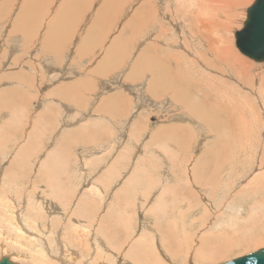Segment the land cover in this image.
Wrapping results in <instances>:
<instances>
[{"label": "rangeland", "instance_id": "obj_1", "mask_svg": "<svg viewBox=\"0 0 264 264\" xmlns=\"http://www.w3.org/2000/svg\"><path fill=\"white\" fill-rule=\"evenodd\" d=\"M192 1L127 0L128 40L82 57L59 56L62 0H0V258L223 264L264 248V63L233 36L254 0H206L211 16ZM64 2L71 23L79 2ZM109 2L107 15L124 6ZM82 73L96 90L59 106V85ZM5 206L37 235L14 236Z\"/></svg>", "mask_w": 264, "mask_h": 264}, {"label": "crops", "instance_id": "obj_2", "mask_svg": "<svg viewBox=\"0 0 264 264\" xmlns=\"http://www.w3.org/2000/svg\"><path fill=\"white\" fill-rule=\"evenodd\" d=\"M28 1V0H27ZM65 0H62L61 3H59V56H91L90 52L96 49V45L98 47L102 46L101 50L98 52L97 56H110L108 52L104 53V48L106 46L109 47L110 43L116 44L120 39L123 37H127L128 40V20H127V15H125V9L127 7V0H120L124 4V6L119 7V11L112 14V15H107V13H110V2L107 3V0H77L79 4L76 6L74 5L73 7H78L74 8L75 10H72L71 16L73 18V22L68 23V22H63L62 19L66 18L68 14L63 15L64 9L67 8V4H64ZM93 1L95 4V1H99L98 6L95 7V10H92L94 8L93 6ZM119 2V3H120ZM69 3V2H66ZM119 3L113 7L115 9L118 8ZM105 9V14L104 15L102 12ZM89 11L92 13L97 12L96 14H93L90 16L88 19V23H85L82 25L83 21L88 17ZM21 13V11H19ZM25 12H23L24 14ZM65 16V17H63ZM76 19H78L76 21ZM82 25V29L80 30V27ZM119 28V32L115 33V31ZM63 29V30H60ZM37 30H34V32ZM46 36V34H45ZM114 37H118L117 39L114 40ZM107 38V40H106ZM114 40V41H113ZM30 45L31 48L34 46L33 42L30 41L27 44H25V52H27L26 46ZM93 45V46H90ZM19 46V45H18ZM30 48V49H31ZM43 51L47 50L48 46L46 42H43L42 45ZM34 49V48H33ZM33 49L29 52L32 53ZM98 49V48H97ZM16 50V47H15ZM19 51H16V54H18ZM16 56V55H14ZM123 56H127V46L123 51ZM107 58L102 57L99 61H96L95 64L90 65L89 68L95 67L94 72L96 73V70L98 68H103L106 65ZM91 62V61H90ZM90 64V63H89ZM75 67H79V62L75 64ZM147 69L148 63H147ZM103 72L105 71H110L109 68H105L102 70ZM106 73V72H105ZM94 79V81H92ZM96 76L89 75L85 73L80 74L78 77L74 76L71 78V80H67L65 85H59V106L61 104L64 105V103H67L66 105L68 107H73L74 105L71 103H68L67 101L74 102L76 96L74 94V89L79 88V86H82L84 83H90L92 86L86 87L88 90H83L85 87H83L82 92H94L96 90ZM109 92H116V91H109ZM86 95V94H85ZM109 97V101H117L120 103V98L121 96L116 95V94H111ZM102 107V106H98ZM101 112L99 111H94V114H98V119L100 121H105L106 116V111H104V108H101ZM103 117L101 119L100 117ZM111 116V115H110ZM109 116V117H110ZM134 125V124H133ZM136 125L132 126V128H135ZM134 175L133 177H135ZM165 176H167L165 174ZM160 182L163 183L164 185H168V183L171 181L170 177H166V179H162L160 176ZM168 179V180H167ZM101 183H94L91 189L94 188H99L100 190H105L108 188H111L109 185L105 184L104 188H102ZM126 188H130V186H127ZM134 188V187H131ZM104 194V191H103ZM107 194L105 197L107 198ZM122 195V193H121Z\"/></svg>", "mask_w": 264, "mask_h": 264}, {"label": "water", "instance_id": "obj_3", "mask_svg": "<svg viewBox=\"0 0 264 264\" xmlns=\"http://www.w3.org/2000/svg\"><path fill=\"white\" fill-rule=\"evenodd\" d=\"M233 36L242 56L256 64L264 62V0H254L246 9L242 27ZM0 264L16 263L6 256L0 258ZM223 264H264V248Z\"/></svg>", "mask_w": 264, "mask_h": 264}, {"label": "bare ground", "instance_id": "obj_4", "mask_svg": "<svg viewBox=\"0 0 264 264\" xmlns=\"http://www.w3.org/2000/svg\"><path fill=\"white\" fill-rule=\"evenodd\" d=\"M190 1H192V0H190ZM192 2H194V1H192ZM201 2L202 3H204V5L206 6V7H204L203 8V10H204V14H205V12L207 13V14H209V16H211V14H212V12L214 11V13H216L217 11L216 10H212V8H211V5H209L207 2H206V0H201ZM71 3V2H70ZM26 6V5H25ZM190 6H191V4H190ZM23 9H26V7H24ZM27 10H25V12H26ZM212 11V12H211ZM31 12V11H30ZM27 13H28V11H27ZM30 14V13H29ZM206 15V14H205ZM202 16V15H201ZM200 16V17H201ZM199 18V17H198ZM24 21V20H23ZM199 23V22H198ZM202 23H203V21H202ZM211 25H213V23H211ZM201 26V25H200ZM204 26H205V23H204ZM206 28V27H205ZM212 42V41H211ZM213 43V45H215L214 47V49H213V47L211 46V50H212V55L213 56H236V55H234V54H232L231 53V51H228V50H230V49H228V50H226V51H223L219 46H218V44H217V42L215 41V42H212ZM223 60H220V63L222 62ZM234 61H235V63H239L238 61H240V62H242L243 63V59H239V58H237V57H234ZM264 63V62H263ZM221 64H224V63H221ZM243 64H245V63H243ZM258 64H261V63H258ZM55 91V90H54ZM155 137V136H154ZM178 176V175H177ZM198 177V176H197ZM198 180V179H197ZM188 181V180H187ZM191 183V182H190ZM2 186V185H1ZM0 207H2L1 205H0ZM5 208V211L4 212H7V214H8V216H7V219H6V222H8V224H10V227H11V231L13 232V234H14V236H17V237H19V236H22L24 233H28V234H31V235H37V233H33L32 231H29V232H26V231H24L25 229H24V225L23 224H21L19 221H18V219H17V216H16V212L13 210L12 211V209H9L8 207H4ZM13 214H14V216L15 217H13ZM21 216V215H20ZM13 218H14V220H13ZM0 220H1V218H0ZM1 221H5V220H1ZM7 224V225H8ZM6 225V226H7ZM7 227H9V225L7 226ZM9 227V228H10ZM8 230H10V229H8ZM1 234V233H0ZM12 234V235H13ZM39 234V233H38ZM25 235V234H24ZM44 252V251H43ZM42 252V253H43ZM39 253V252H38ZM97 254H98V252H97ZM95 256H97V255H95ZM99 256V255H98ZM41 258H46L44 255H43V257H41ZM45 261H46V259H44ZM65 262V261H64ZM66 263H70L69 262V260L68 261H66Z\"/></svg>", "mask_w": 264, "mask_h": 264}]
</instances>
